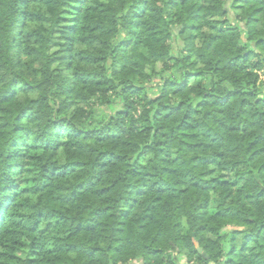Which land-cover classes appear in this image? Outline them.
I'll use <instances>...</instances> for the list:
<instances>
[{"label": "trees", "instance_id": "obj_1", "mask_svg": "<svg viewBox=\"0 0 264 264\" xmlns=\"http://www.w3.org/2000/svg\"><path fill=\"white\" fill-rule=\"evenodd\" d=\"M0 264H264V0H0Z\"/></svg>", "mask_w": 264, "mask_h": 264}, {"label": "water", "instance_id": "obj_2", "mask_svg": "<svg viewBox=\"0 0 264 264\" xmlns=\"http://www.w3.org/2000/svg\"><path fill=\"white\" fill-rule=\"evenodd\" d=\"M199 251H200V252H202V250H201V249H199Z\"/></svg>", "mask_w": 264, "mask_h": 264}]
</instances>
